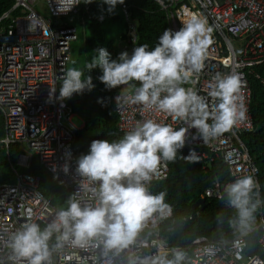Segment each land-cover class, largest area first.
Masks as SVG:
<instances>
[{"label":"built area","instance_id":"obj_1","mask_svg":"<svg viewBox=\"0 0 264 264\" xmlns=\"http://www.w3.org/2000/svg\"><path fill=\"white\" fill-rule=\"evenodd\" d=\"M153 1L167 12L174 31L182 27L187 14L193 13L206 17L212 28V44L205 67L198 78L194 77L196 82L185 87H191L207 97L208 85L217 73L239 74L244 81L239 103L243 105L245 116L230 131L208 143L192 140L196 130L189 131L186 145L197 148L196 155L203 168L220 160L230 176L226 182L216 180L214 186L205 191V196L221 199L225 184L243 175L255 178L258 184L255 190L259 192V171L244 143L243 135L254 127L250 79L264 85V79L254 71L255 66L264 64V0ZM102 2L98 0L96 3ZM129 2L125 0L123 4H118L127 22L132 18ZM38 5L37 0H14L13 7L0 16V112L3 116L0 143L6 150L7 158L10 157L11 145L17 144L18 166L29 169L37 162L57 184L68 188L71 195L81 198L83 207L92 201L88 193L79 190L81 178L76 172V161L81 155L74 149V143L81 127L72 122L76 114L67 101L55 97L59 96L58 86L62 82V75L75 64L70 43L76 37V29L62 19L77 15L81 16L84 24V15L90 7L85 6L80 13L79 3L70 11L61 13L58 11L57 0H45L48 13L45 17L38 11ZM71 6L72 0H63L60 11ZM104 19L103 16L96 18L102 23ZM30 24L33 25L31 30ZM135 30V25H131L132 38L118 46V54L136 41ZM49 31L54 35H49ZM51 89H55L52 99L49 96ZM127 89L122 94L132 95L133 88ZM114 97L116 127L119 131L126 133L134 129L137 121L145 119L171 124L174 128L187 127L182 121H173L165 113L143 110L141 105L128 104L117 108ZM65 163L69 164L68 174L61 170ZM169 174V162H162L160 174L147 185L151 194L152 185L168 179ZM16 179L14 184H0V264H16L12 259L14 253L10 247L11 237L29 216L31 222L39 223L43 229L55 219L58 210L52 205V196L46 197L40 190L38 175L16 172ZM171 209L170 213H154L136 240L119 253L113 250L105 255L102 245L87 249L65 245L62 251L54 253L53 264H139L146 257L162 256L170 251V247L161 237L159 228L164 220L172 217V206ZM257 228L261 230L258 244L262 257L252 256L245 261V234L227 243L211 242L207 237L199 236L187 248L192 253V264H251L253 257L264 260V214H260ZM55 242L56 234L49 241L50 246ZM237 254L242 259H237ZM22 264L27 262L23 261Z\"/></svg>","mask_w":264,"mask_h":264},{"label":"clouds","instance_id":"obj_2","mask_svg":"<svg viewBox=\"0 0 264 264\" xmlns=\"http://www.w3.org/2000/svg\"><path fill=\"white\" fill-rule=\"evenodd\" d=\"M80 2L72 0L71 7L60 11L63 0H57L58 11L66 13ZM83 2L90 4L93 0ZM124 2L103 0L109 12ZM128 24V28L137 27L131 20ZM32 27L30 24L29 30ZM211 32L207 18L193 13L179 30L164 29L151 50L148 44H141L134 47L131 54L122 51L112 59L106 48L96 49L97 55L86 65L87 72L99 68L102 75L98 79L107 90L121 89L114 97L117 108L141 105L143 110L165 113L187 127L174 128L171 124L145 119L137 121L134 129L119 140H93L89 153L76 161V172L81 178L79 190L88 193L92 203L82 207L81 198L71 195L66 206L60 207L55 219L43 229L39 223L31 222L29 216L11 237L12 259L16 264L23 261L53 264L54 253L62 251L65 245L82 249L102 245L105 255L113 250L119 253L136 240L154 213L171 212V206L165 202L167 192L154 195L147 186L160 174L162 162H173L177 153L182 154L191 129L196 130L192 140L208 143L230 131L245 116L243 105L239 103L244 87L239 74L217 73L208 85L207 97L184 86L194 84V77L198 78L205 67L212 44ZM49 35L54 34L49 31ZM61 79L59 96L55 97L60 101L95 87L91 75L86 76L84 70L77 67L68 68ZM133 81L138 82L139 87L132 85ZM127 85H132V95L122 94L128 89L121 86ZM54 95L55 89H51L50 99ZM82 128L83 124L80 130ZM184 158L199 161L194 149ZM61 170L68 174L69 164L62 165ZM257 187L252 175H243L224 187L229 206L237 211L235 227L242 234L249 229L260 204L258 200L252 202V193ZM54 234L56 242L50 246ZM236 258L242 259L239 254ZM184 259L185 254L177 250L174 259L146 257L139 264H181ZM251 264H264V260L253 257Z\"/></svg>","mask_w":264,"mask_h":264},{"label":"trees","instance_id":"obj_3","mask_svg":"<svg viewBox=\"0 0 264 264\" xmlns=\"http://www.w3.org/2000/svg\"><path fill=\"white\" fill-rule=\"evenodd\" d=\"M93 0L90 4H85L81 0L80 13L84 11L85 6H89V12L84 15V27L90 32V37L85 40V45L91 50L89 56H85V64L80 67L85 75H91L95 87L91 90H85L82 94H73L70 99H66L68 104L73 108L76 115L83 119V128L89 131H99L100 136L95 139H107L110 142L122 138L125 133L119 131L116 127V113L114 110L113 97L121 89L115 88L107 90L105 85L98 79L102 72L99 68L87 72L86 65L95 55L96 49L106 48L111 54L112 59L118 57V45H124L128 39H131L128 22L125 21L124 34L119 42L108 39V30L102 29L100 25L106 24L110 19L118 20L114 10L121 11L117 5L112 12L107 10L108 6L102 3H96ZM133 21L136 24L137 37L134 43H131L127 50L131 54L134 47L141 44H148L151 50L157 43L158 37L162 35L163 30L170 28L167 12L161 10L160 6L153 0H130ZM14 5V0H0V16L10 10ZM122 12V11H121ZM103 16L105 21L98 22L96 18ZM81 17V16H79ZM75 64L71 67H74ZM254 71L264 79V64L257 65ZM251 80L252 86V103L251 113L253 119V129L244 133L243 140L249 150V154L258 168L259 192L252 193V202L260 201L250 222V227L246 231L247 257L259 256L263 253L258 244L261 230L257 228L260 214H264V85L254 79ZM132 85L139 87V83L133 81ZM132 85L121 86V88H133ZM61 85L58 86V93ZM98 100L102 102L98 103ZM79 130L77 135H80ZM3 136V116L0 112V138ZM190 149L196 151V147L186 145L181 153H177V158L169 162L170 174L168 179L155 182L152 185V194H158L166 191L165 202L172 206L173 215L171 218L164 220L159 228L161 237L169 243L170 251L162 256L166 259H174V251L179 250L185 254V259L181 264H192V253L186 250L191 241L199 236H205L211 242L227 243L242 233L235 227L237 219L236 209L229 206L226 194L221 199L207 198L204 208L201 206L192 208V205L199 199L203 198L205 191L214 186L216 180L226 182L230 179L227 167L217 160L214 164L209 165L206 169L202 163L190 162L184 157L189 154ZM19 148L17 144H12L9 148L10 157L7 158L6 150L0 143V184L16 183V172L30 173L40 177V190L46 197L52 196V205L57 209L66 206V201L71 196L70 190L61 184H57L46 171L42 169L37 162L32 164L31 168H22L17 165ZM258 193V195H257Z\"/></svg>","mask_w":264,"mask_h":264},{"label":"rangeland","instance_id":"obj_4","mask_svg":"<svg viewBox=\"0 0 264 264\" xmlns=\"http://www.w3.org/2000/svg\"><path fill=\"white\" fill-rule=\"evenodd\" d=\"M39 1L38 5V11L45 17L48 16L47 9L45 6V0H37ZM115 15L118 17V20L111 21L110 19L107 21L106 24L100 25L102 29L108 30V39H111V41L119 42L120 37L124 34V26L125 21L123 19L122 12L119 10H114ZM64 22H66L70 26H74L76 29V37L75 39L70 43L71 47V56L77 62V64L74 67L80 68L85 64V56H89L91 53V50L88 49V46L85 45V40L90 37V32L86 27L83 25V21L81 18L77 15H71L67 18L62 19ZM63 22V23H64ZM70 68V67H69ZM62 85V82L60 83ZM72 122L77 125L78 127H81L83 124V119L81 116L74 115L72 117ZM248 259L247 255H245V261Z\"/></svg>","mask_w":264,"mask_h":264},{"label":"water","instance_id":"obj_5","mask_svg":"<svg viewBox=\"0 0 264 264\" xmlns=\"http://www.w3.org/2000/svg\"><path fill=\"white\" fill-rule=\"evenodd\" d=\"M87 90V89H86ZM89 91V90H88ZM91 91V90H90ZM100 136V132L96 131H89L87 129H84L80 132V135L77 137L75 143H74V149L76 152H79L80 155H86L89 153L90 150V144L93 140H95L96 137ZM205 197L199 199L196 203L192 205V208H197L201 206V208L205 207L206 204Z\"/></svg>","mask_w":264,"mask_h":264},{"label":"bare ground","instance_id":"obj_6","mask_svg":"<svg viewBox=\"0 0 264 264\" xmlns=\"http://www.w3.org/2000/svg\"><path fill=\"white\" fill-rule=\"evenodd\" d=\"M190 16H191L190 14H187V17H186V19H188Z\"/></svg>","mask_w":264,"mask_h":264}]
</instances>
